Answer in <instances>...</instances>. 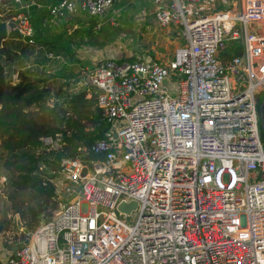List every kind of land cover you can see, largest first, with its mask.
<instances>
[{"label":"built area","instance_id":"obj_1","mask_svg":"<svg viewBox=\"0 0 264 264\" xmlns=\"http://www.w3.org/2000/svg\"><path fill=\"white\" fill-rule=\"evenodd\" d=\"M43 1L11 0L28 44L33 9L45 8L44 28L83 14L98 30L118 0ZM200 1L154 11L182 40L168 63L109 55L89 70L109 122L91 146L98 158L62 161L61 209L4 264H264V0L212 15L194 12ZM233 43L241 54L223 56ZM130 201V213L117 209Z\"/></svg>","mask_w":264,"mask_h":264},{"label":"rangeland","instance_id":"obj_2","mask_svg":"<svg viewBox=\"0 0 264 264\" xmlns=\"http://www.w3.org/2000/svg\"><path fill=\"white\" fill-rule=\"evenodd\" d=\"M14 13L10 0L0 3V25L6 27V36L0 40V68L8 85L17 82L19 72L25 73L34 81L48 76L46 83L51 89L45 106L48 109H39L34 105L23 109L28 123L37 128L55 122V113L58 109L53 108V102L61 101L65 90L70 94H76L88 88L89 70L98 61L109 55L118 56L119 53L122 57L135 56L128 49V44L131 47L140 44L142 53L149 54L153 41L157 40L156 37L159 40L156 50L161 52L162 56L157 58L158 60L152 59V62L166 64L173 57L175 49L182 44L179 31L175 28L160 30L157 36L149 35L143 21H140L139 16H135L134 9H128L123 16H118L111 26L104 25L98 31L93 29V21L81 18L76 29L72 28V24L71 27L65 26L59 34L51 38L52 43L28 44L18 35L17 21L13 19ZM34 41H37L35 37ZM50 52L52 57L49 55ZM88 90L87 98L93 97L95 91L91 88ZM3 98L7 100L5 96ZM2 105L0 103V109ZM7 138V133L0 132L1 264L6 262L13 248L24 245L23 239L25 237L30 239L40 225L30 227V214L27 211L29 206H37L38 198L30 189H20L17 186V181L25 172L18 168H30V159L26 154L32 153L34 148L31 146L13 148L7 144ZM34 152L37 153L38 149ZM56 190L59 191L60 187H56ZM60 197L64 196L60 193ZM61 198L57 197L59 202L55 209H51L52 204L47 203L46 216L49 214L53 217L61 209ZM20 212H25V218L21 217ZM48 218L45 220L48 221Z\"/></svg>","mask_w":264,"mask_h":264},{"label":"trees","instance_id":"obj_3","mask_svg":"<svg viewBox=\"0 0 264 264\" xmlns=\"http://www.w3.org/2000/svg\"><path fill=\"white\" fill-rule=\"evenodd\" d=\"M5 1L0 0V3ZM35 43L38 44V41ZM240 54L241 47L235 43L228 46L222 55L232 57ZM17 79L14 85L6 84L0 68V103L3 104L0 109V132L8 134L7 144L13 148L31 146L34 150L38 149L37 153L33 150L32 153L26 154L31 165L28 169L18 168L25 172L17 181L18 188L30 189L38 198L36 207L27 208L32 228L46 221L45 218L49 217L48 221L52 218L45 214L47 203L52 204L51 209L57 207L59 200L55 194L53 181L58 175L62 161L79 159L90 166L98 158L91 152V146L104 137L109 130V122L103 118L97 107L96 94L87 98L86 89L76 94H70L65 90L61 101L53 102V108L58 109L55 113V122L34 127L28 123L23 109L33 105L39 109H48L45 107L51 94V89L46 83L48 76L34 81L25 73L19 72ZM58 91L60 88L57 94ZM263 96L264 94H261L257 101L258 110ZM260 131L262 135V130ZM46 137L56 142V146L47 144L44 141ZM20 214L25 218V212ZM23 241L27 244L29 239L25 237Z\"/></svg>","mask_w":264,"mask_h":264},{"label":"crops","instance_id":"obj_4","mask_svg":"<svg viewBox=\"0 0 264 264\" xmlns=\"http://www.w3.org/2000/svg\"><path fill=\"white\" fill-rule=\"evenodd\" d=\"M56 1H58V0H44L43 3L46 4L49 2H56ZM238 1L239 0H201L194 7L193 10L195 13H199L200 15H212L214 13H218L220 11H223V10H226L229 8H236L237 9L239 6ZM164 3H165V0H134V1L118 0L114 3L112 9L106 14V16L101 19V22H102L101 27L104 25H105V27L111 26V24H113L116 21L118 16H120V15L123 16L125 11H127L128 9H134L135 10V16H137V17L139 16L140 21H143L145 28L148 31L147 33L149 35L157 36L160 30H166V29L157 28V26L154 22L153 13L157 9V7H159L160 5H162ZM45 12H46L45 8H42L39 10L33 9L31 12V21H32V24H33L34 29H35V38L37 39L38 43H40L39 45H41V43H52L51 38H54L57 34H59L63 30V28H65V26L71 27V24H72V26H73L72 28L76 29L77 25H78L77 23L79 20H81V18H85L91 22L93 21L92 22L93 29H94V25L99 21L98 19H89L83 14H78V15L67 14L64 18L57 20L55 24L49 25L46 28H44L41 26L40 19L45 14ZM111 19H112V21H111ZM101 27H100V29H101ZM100 29H98V30H100ZM98 30H96V31H98ZM51 34H54L53 37L49 36ZM155 39H157V40H154L151 47H150L151 53H149V54L142 53V47L140 46V44H137V46L140 47L141 52L137 53V52H133L131 50L135 54V56H132V57L141 58V57L145 56L151 61H152V59L158 60L157 58H160L162 56V53L158 52L156 50V46H158L159 40L156 37H155ZM233 44H235V43H233ZM230 45H232V44H229L228 46H230ZM127 46H128V49L130 50L131 46H129V44ZM239 47H240V45H239ZM157 48L159 49V47H157ZM133 53H131V54H133ZM137 54H139V55H137ZM140 54H142V55H140ZM111 55H114V54H111ZM136 56H138V57H136ZM115 57L116 58H129L130 59V57H128V56L122 57L120 55V53L118 56H115Z\"/></svg>","mask_w":264,"mask_h":264},{"label":"water","instance_id":"obj_5","mask_svg":"<svg viewBox=\"0 0 264 264\" xmlns=\"http://www.w3.org/2000/svg\"><path fill=\"white\" fill-rule=\"evenodd\" d=\"M6 36V27L5 25H0V40ZM130 50H132L133 52H137L140 53V47L139 46H133L130 48ZM259 118H260V127L262 130V135L264 138V96L261 100V103L259 105ZM85 172V170L83 171V173ZM136 207V202L135 201H130V202H120L117 206V209L120 212H124V213H130L131 210L135 209ZM15 248H13L14 250Z\"/></svg>","mask_w":264,"mask_h":264}]
</instances>
